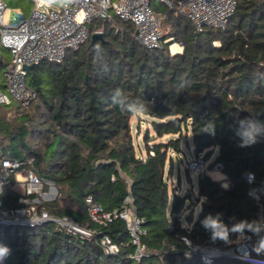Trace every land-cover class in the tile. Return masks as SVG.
Listing matches in <instances>:
<instances>
[{
	"label": "trees",
	"instance_id": "1",
	"mask_svg": "<svg viewBox=\"0 0 264 264\" xmlns=\"http://www.w3.org/2000/svg\"><path fill=\"white\" fill-rule=\"evenodd\" d=\"M155 1L153 10L170 25L161 47L143 46L135 26L115 15L94 20L90 31L101 30L103 40L92 44L90 39L62 63L42 61L29 71L28 86L36 97L27 108L16 101L0 104V110L9 107L0 113V171L5 158L25 161L26 168L58 189V197L39 210L95 230L89 239L53 222L2 224L0 264H204L199 254L186 256L191 250L185 238L193 246L228 249L235 240L228 221L251 225L244 230L260 236V207L249 195L244 174L253 172L256 183L264 178V137L241 147L234 129L238 119L264 122V0H236L225 28L201 32L185 15ZM175 42L182 53H170ZM0 51L10 54L0 56L1 75L12 55L3 47ZM116 89L128 96V103L143 102L145 111L122 112L111 100ZM12 110L13 117L7 118ZM135 116L146 117L153 132L144 134L145 153L136 150ZM152 138L160 141L150 144ZM190 141L193 157L208 161L209 170L199 174L196 196H182L176 188L171 200L172 154L180 156L182 144L190 147ZM217 163L223 166L222 180L209 174ZM7 180L2 198L10 209L20 206V194L13 189L15 175ZM87 196L107 212L121 210L125 199H132L146 231L142 259H132L136 246L124 221L100 225L90 220ZM65 201L71 206L63 207ZM208 217L227 228V239L204 226ZM216 232L222 234L219 227ZM104 236L118 246L117 253L104 250ZM211 264L247 263L225 256Z\"/></svg>",
	"mask_w": 264,
	"mask_h": 264
},
{
	"label": "built area",
	"instance_id": "2",
	"mask_svg": "<svg viewBox=\"0 0 264 264\" xmlns=\"http://www.w3.org/2000/svg\"><path fill=\"white\" fill-rule=\"evenodd\" d=\"M32 0L33 9L28 17L13 15L9 23L5 22L7 6L0 0V46L9 50L12 61L4 72L5 90L0 85V104L9 105L18 102L27 108L35 99V92L28 86L29 70L25 66H35L42 61L62 63L68 52L78 50L92 38L90 24L94 20H111L113 16L131 22L135 26V38L147 48L162 46L161 17L152 8L155 0ZM170 9H175L185 15L196 31L201 32L207 27L223 29L237 9L236 0H179L174 3L169 0H159ZM44 5V8L41 6ZM95 32H101L95 31ZM168 39L165 42H169ZM180 43H171L169 49ZM172 54H178L173 53ZM208 161L203 157L194 158L188 162V169L208 172ZM26 162L5 158L0 171V225H19L37 227L53 222L60 229L69 233L92 238L95 230L75 222L67 216L55 217L45 209L38 207L58 197L55 184L41 178L36 172L25 167ZM223 166L217 163L213 171H222ZM15 175L16 185L20 187V206L6 208L2 192L8 178ZM244 179L250 185L249 195L260 207L258 220L260 236L246 232L244 229L234 231L235 240L228 249H220L208 245H192L184 239L191 253L199 254L204 264H211L218 257H230L247 264H264V178L256 183V175L246 172ZM89 218L92 222L107 225L114 220L126 223L132 244L136 251L132 259L144 257L145 247L142 236L146 234L143 219L132 205V199L127 197L121 210L107 212L100 204L95 203L92 196L86 197ZM101 245L109 254L119 251L118 246L109 236L101 239Z\"/></svg>",
	"mask_w": 264,
	"mask_h": 264
},
{
	"label": "rangeland",
	"instance_id": "3",
	"mask_svg": "<svg viewBox=\"0 0 264 264\" xmlns=\"http://www.w3.org/2000/svg\"><path fill=\"white\" fill-rule=\"evenodd\" d=\"M58 1V0H57ZM56 3L58 4V2ZM117 1V0H115ZM6 6H7V11L5 13V22L9 23L11 21V18L13 15H21L24 17H28L31 14V11L33 9V2L32 0H4ZM160 1L157 0L154 2V5H159ZM161 20H162V25H161V31L162 33H166L170 29V25L165 23V18L164 15L161 14ZM178 47V46H177ZM179 49V47H178ZM1 50V47H0ZM170 50V49H169ZM171 53V50H170ZM174 53V52H173ZM172 54V53H171ZM0 56L4 58L10 57L9 52H3L0 51ZM4 72L3 70L2 74L0 75V85L2 89L5 90V84H4ZM9 110V107H4L3 110H0L1 114L5 113ZM14 111H9L6 115L7 118H12L14 115ZM131 125H132V130L134 134V141H135V146L138 154L145 153L144 149V143H143V137L148 129L151 133L153 134L152 129L150 128L148 124V120L146 117L141 116L140 118L138 117H133L131 119ZM153 140L150 141V144H153L154 142H159V139L152 138ZM185 139V138H183ZM165 140V139H163ZM182 149L183 153L180 154V156H177V154L173 153L172 158L174 162V169L173 173L171 174L169 178V188H170V199L172 200V190L179 188L180 189V194L183 196L185 193H192L194 196L197 195V180L198 176L200 174L199 171H191L188 169V162L192 159H194L193 154H192V144L190 141V147L185 145L184 143L182 144ZM168 169H169V163H168ZM209 174L213 179L217 180H222L224 178V175L222 174L221 171H210ZM188 203V202H187ZM63 207H69L71 206L70 202H62ZM201 209V204H198V206L195 208V216L199 213Z\"/></svg>",
	"mask_w": 264,
	"mask_h": 264
},
{
	"label": "clouds",
	"instance_id": "4",
	"mask_svg": "<svg viewBox=\"0 0 264 264\" xmlns=\"http://www.w3.org/2000/svg\"><path fill=\"white\" fill-rule=\"evenodd\" d=\"M112 103L119 106L122 112H128L131 114H139L145 111V104L143 102L136 101L134 103H128V96L121 90L116 89L111 97ZM209 131V130H205ZM214 127H211V132L214 134ZM235 135L240 139L241 143L239 146L247 147L251 146L258 142V140L264 137V122L252 118L238 119L236 127L234 129ZM204 226L213 230V235L222 239H227L228 230L227 228L219 221L218 218L208 217L204 221ZM245 223H239L234 226L233 231H239L245 227H250ZM220 228L222 230L221 235H217L216 229Z\"/></svg>",
	"mask_w": 264,
	"mask_h": 264
},
{
	"label": "water",
	"instance_id": "5",
	"mask_svg": "<svg viewBox=\"0 0 264 264\" xmlns=\"http://www.w3.org/2000/svg\"><path fill=\"white\" fill-rule=\"evenodd\" d=\"M45 6L44 5H42L41 6V8H44ZM101 40H103V33H101V32H94L93 34H92V38H91V43L92 44H95L97 41H101ZM34 66H25V68L27 69V70H31L32 68H33ZM236 225V223H233V222H231V221H228V225H227V227L228 228H234V226Z\"/></svg>",
	"mask_w": 264,
	"mask_h": 264
},
{
	"label": "bare ground",
	"instance_id": "6",
	"mask_svg": "<svg viewBox=\"0 0 264 264\" xmlns=\"http://www.w3.org/2000/svg\"><path fill=\"white\" fill-rule=\"evenodd\" d=\"M171 50H172V52H174V53H180V52H181V49H180V48L178 49L177 45H173V46L171 47Z\"/></svg>",
	"mask_w": 264,
	"mask_h": 264
},
{
	"label": "crops",
	"instance_id": "7",
	"mask_svg": "<svg viewBox=\"0 0 264 264\" xmlns=\"http://www.w3.org/2000/svg\"><path fill=\"white\" fill-rule=\"evenodd\" d=\"M16 182H17V180H16ZM228 184L227 183H225V186H227ZM13 189L14 190H16L17 192L20 190V187L19 186H17L16 185V183H15V185H14V187H13Z\"/></svg>",
	"mask_w": 264,
	"mask_h": 264
}]
</instances>
